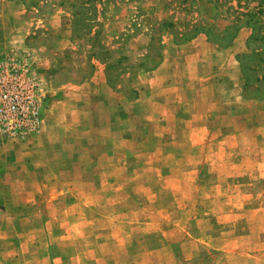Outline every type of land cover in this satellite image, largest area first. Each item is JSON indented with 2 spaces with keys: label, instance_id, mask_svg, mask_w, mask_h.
<instances>
[{
  "label": "rangeland",
  "instance_id": "374dc122",
  "mask_svg": "<svg viewBox=\"0 0 264 264\" xmlns=\"http://www.w3.org/2000/svg\"><path fill=\"white\" fill-rule=\"evenodd\" d=\"M238 1L0 0V86L35 76L40 116L0 127V264L262 263L264 149L251 134L264 103H238L245 115L225 129L213 114L237 102L219 85L149 73L162 40L199 28L218 39ZM239 32L228 52L249 55L241 91L261 94L264 41L250 53L251 28Z\"/></svg>",
  "mask_w": 264,
  "mask_h": 264
},
{
  "label": "crops",
  "instance_id": "0c3cea01",
  "mask_svg": "<svg viewBox=\"0 0 264 264\" xmlns=\"http://www.w3.org/2000/svg\"><path fill=\"white\" fill-rule=\"evenodd\" d=\"M19 1L20 0H6L8 4H19ZM11 14H13V12L8 11L6 15L9 16ZM164 18H162L161 21ZM240 35L241 33L238 32L232 43L227 47H222L214 43L210 40L208 34L203 31L198 32L196 35L186 40L179 41L171 39V41L167 42V40L164 39L162 40L161 60L154 69L149 71V73L156 74L162 72L166 74L167 72H170L172 75L183 74L182 77L184 78L185 76V81L189 84L188 89H191L192 91L197 90L198 88L201 89L200 86H196L197 82H210L209 85L212 88L219 85L220 88L218 86H216V88L225 90L227 93L226 100L231 101L232 103L237 102L235 105L240 103V105L251 104L260 107L264 103V98H248L241 91V73L237 62L238 55L236 54L239 53V49L235 50L236 52L232 57L229 56L228 51L236 45ZM19 41L20 42H18L15 47L20 49L24 48L23 41L21 39ZM6 46L7 45H4L1 49H5ZM179 67L181 68L179 69ZM223 72L224 75L222 74ZM178 80L179 79H176V82H178ZM172 82H175V78H173ZM181 88H184V86ZM238 105L230 110L226 109L224 114H221L220 112L216 114L215 112L212 119H214V122L220 124H222V121H225L226 127L224 128H230L228 127V120L230 121V118L245 115L242 114L245 110L239 109ZM222 116H224V118H222ZM222 126H220V129L223 128ZM251 135L252 138L256 140L259 138V135L262 136L263 142L260 144L263 145L262 148L264 149V123H262L261 126H258ZM255 163L258 164L257 171H260V174L264 176V155L261 156V158H257ZM256 164L254 166L255 169H257ZM252 255L253 254H251V256ZM223 256L231 261L229 264H240L239 254H223ZM260 264H264V260H262V263Z\"/></svg>",
  "mask_w": 264,
  "mask_h": 264
},
{
  "label": "built area",
  "instance_id": "2783aa9c",
  "mask_svg": "<svg viewBox=\"0 0 264 264\" xmlns=\"http://www.w3.org/2000/svg\"><path fill=\"white\" fill-rule=\"evenodd\" d=\"M5 77L7 78V74ZM37 87L39 82L36 77L22 71H17L11 80H8L4 86H0V127L2 129L17 132L23 128L31 130L38 126L40 116L35 97Z\"/></svg>",
  "mask_w": 264,
  "mask_h": 264
},
{
  "label": "trees",
  "instance_id": "16d2710c",
  "mask_svg": "<svg viewBox=\"0 0 264 264\" xmlns=\"http://www.w3.org/2000/svg\"><path fill=\"white\" fill-rule=\"evenodd\" d=\"M239 1L237 4V9H236L237 15L224 28V31H222V33L217 34L218 39H213L210 35V32H208L207 30H202L200 28L195 29L192 33H187L186 36L183 37V39L184 40L190 39L191 37L196 35L198 32L203 31V32H206L208 34L210 40H212L214 43H216L222 47H227L232 43V41L234 40V38L238 34L239 30L245 26V27L251 28V30H252V32L249 36V43H248V46L251 48V51H252L250 53L259 52L258 48H254V46H252L251 42L255 41V40H259V39L264 41V30L261 29L262 27H264V22L261 19V15L264 14V0H258V4L254 5L252 7L244 6ZM231 8L235 12L234 7L231 6ZM239 9H243V10H239ZM162 27L164 29H166L167 27L173 28V27H175V23L168 21V19L165 17L162 20ZM219 38H220V40H219ZM259 53L261 54L262 52H259ZM244 56H249V55H248V53H246L242 57H238V60L240 61L241 69L243 71L244 77L246 80H248L249 76L247 73V63L243 59ZM263 79H264V72L259 77L258 76L256 77L257 81H261ZM246 97L254 98V99H258V98L263 99L264 98V92L261 94H257L254 92V93H251L249 95H246Z\"/></svg>",
  "mask_w": 264,
  "mask_h": 264
}]
</instances>
